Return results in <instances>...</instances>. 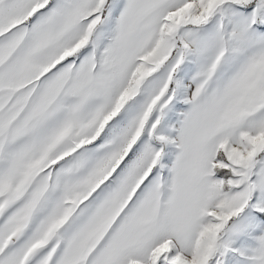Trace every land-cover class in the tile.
Returning a JSON list of instances; mask_svg holds the SVG:
<instances>
[{"label":"snow or ice","instance_id":"snow-or-ice-1","mask_svg":"<svg viewBox=\"0 0 264 264\" xmlns=\"http://www.w3.org/2000/svg\"><path fill=\"white\" fill-rule=\"evenodd\" d=\"M0 264H264V0H0Z\"/></svg>","mask_w":264,"mask_h":264}]
</instances>
